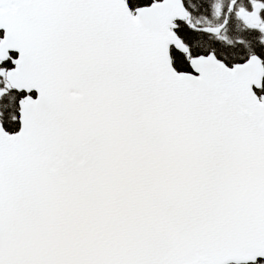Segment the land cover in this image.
<instances>
[{"label":"snow or ice","instance_id":"6c2138e0","mask_svg":"<svg viewBox=\"0 0 264 264\" xmlns=\"http://www.w3.org/2000/svg\"><path fill=\"white\" fill-rule=\"evenodd\" d=\"M0 264H264V0H0Z\"/></svg>","mask_w":264,"mask_h":264}]
</instances>
